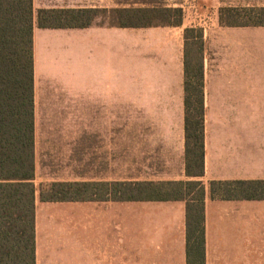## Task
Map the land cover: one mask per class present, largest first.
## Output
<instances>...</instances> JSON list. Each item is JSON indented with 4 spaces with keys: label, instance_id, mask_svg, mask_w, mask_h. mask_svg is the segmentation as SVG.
Instances as JSON below:
<instances>
[{
    "label": "crops",
    "instance_id": "crops-1",
    "mask_svg": "<svg viewBox=\"0 0 264 264\" xmlns=\"http://www.w3.org/2000/svg\"><path fill=\"white\" fill-rule=\"evenodd\" d=\"M132 7L143 5L123 0H33L34 183L106 184L88 199L42 201L36 190L35 264H160L141 262L139 254L132 260L123 246L132 204L175 206L174 214L154 211L160 221L154 228L163 230L162 221L176 219L186 264L185 200H115L108 189L114 181L186 180H200L205 187V264L207 240L222 238L249 240L251 247L221 249L218 255L231 256L233 262L214 264H264V198L212 197L209 188L211 181L264 179V22L226 25L219 19L203 29L204 172L195 177L186 173L185 157L188 25L184 20L180 25L114 21L115 9ZM39 9L96 13L86 25L40 27ZM116 113H123L121 126L132 124L135 129L131 160L137 161L132 167L137 164L139 178H114ZM142 113H178V119L144 121ZM41 159L55 178L39 177ZM223 201L231 206L249 202L250 219L235 208L226 221L217 222L216 206ZM145 217L144 212L133 219L135 230L137 219Z\"/></svg>",
    "mask_w": 264,
    "mask_h": 264
},
{
    "label": "trees",
    "instance_id": "trees-1",
    "mask_svg": "<svg viewBox=\"0 0 264 264\" xmlns=\"http://www.w3.org/2000/svg\"><path fill=\"white\" fill-rule=\"evenodd\" d=\"M140 10L144 11L143 15L147 14L146 9ZM163 10L178 14V20L142 24L182 23L180 8ZM262 11L264 13V9ZM113 12L114 16L115 13L122 16L133 11L115 9ZM95 13V9H39L36 19L40 27H74L88 24ZM220 22L248 24L228 22L221 15ZM33 26V0H0V264H35L36 190H39L40 200L57 201L88 199L92 196L84 195V191L106 188V184L93 182H55L46 186L34 183ZM191 31V27L184 30L186 48ZM195 40V55L191 56L189 50L184 55V124L186 173L198 177L204 172L202 30H197ZM209 188L212 197L264 198V179L211 181ZM108 189L115 200H185L186 264H205V187L202 181H114Z\"/></svg>",
    "mask_w": 264,
    "mask_h": 264
},
{
    "label": "rangeland",
    "instance_id": "rangeland-1",
    "mask_svg": "<svg viewBox=\"0 0 264 264\" xmlns=\"http://www.w3.org/2000/svg\"><path fill=\"white\" fill-rule=\"evenodd\" d=\"M126 3H133L136 5H143V7L130 8L133 11L130 15L122 13L119 16L115 13L114 21L116 23L123 22L126 20L136 22H174L177 21L178 14L165 12V7L180 8L181 18L184 20L188 27L193 28V31L189 32V52L191 56L195 55L196 45L194 44L195 35L197 30L204 28H212L214 24H217L220 19V15L223 20L228 22L237 23H260L264 22V0H123ZM139 9H146L147 14H142L144 11ZM203 47V45H202ZM203 54V53H202ZM194 64V62H193ZM123 113H116V135H115V176L117 179H128V178H139L137 175V164L133 170L132 165L136 163V160H131V143L132 136L134 135L133 125L125 124L127 127L121 126L123 120ZM128 118V117H127ZM125 118V119H127ZM224 118H228V115H224ZM129 119L132 118L129 117ZM153 119H168L177 120L178 113H142V120H153ZM39 177L42 179L55 178L53 175H48V167L44 160L39 161ZM53 170V169H52ZM47 171V172H46ZM58 177V176H56ZM70 176H62L66 178ZM84 178H89V176ZM36 180V184L40 186L43 183H39ZM46 186V185H45ZM89 189V188H88ZM100 188H91L89 191H84V195L95 197ZM98 191V192H97ZM94 192H96L94 194ZM94 194V195H92ZM111 196V194H109ZM113 196V195H112ZM241 205V206H240ZM239 206H231L228 202H221L219 206H216L215 220L224 222L226 217L229 216V212L235 208L240 211H245V220L250 219L251 215V204L249 202H242ZM131 210V217L129 224L126 223L123 237L125 238L124 247H128L132 254V260L134 254H139L141 262L146 263H160V264H182L183 256L182 249L184 247V239L180 233L179 226L174 223L176 219H172L173 222L168 224L169 219L162 221V229L155 230L154 225L159 223V219H155L153 216L154 211L162 215L163 213L174 214L177 209L175 206L169 204H158V206H145L142 204H132L128 206ZM146 213L152 215L151 219L138 218V230H135L134 220H136L137 214ZM218 222V221H217ZM118 229L116 230V236H118ZM137 237V238H136ZM118 240H116V247H118ZM246 246L251 247L249 240H228V239H208L206 247L208 248L209 254L207 255V262L209 264L220 263V262H233L231 256H220L218 253L221 249L235 246ZM216 254V255H215Z\"/></svg>",
    "mask_w": 264,
    "mask_h": 264
}]
</instances>
